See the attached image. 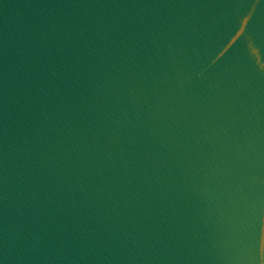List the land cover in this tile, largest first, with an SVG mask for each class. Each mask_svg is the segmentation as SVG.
Masks as SVG:
<instances>
[{
    "label": "water",
    "instance_id": "obj_1",
    "mask_svg": "<svg viewBox=\"0 0 264 264\" xmlns=\"http://www.w3.org/2000/svg\"><path fill=\"white\" fill-rule=\"evenodd\" d=\"M0 264H264V0H0Z\"/></svg>",
    "mask_w": 264,
    "mask_h": 264
}]
</instances>
